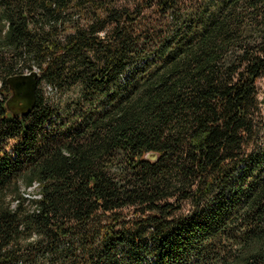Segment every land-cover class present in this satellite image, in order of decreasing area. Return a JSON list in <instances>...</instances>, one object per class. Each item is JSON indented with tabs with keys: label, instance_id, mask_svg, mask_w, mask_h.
<instances>
[{
	"label": "trees",
	"instance_id": "16d2710c",
	"mask_svg": "<svg viewBox=\"0 0 264 264\" xmlns=\"http://www.w3.org/2000/svg\"><path fill=\"white\" fill-rule=\"evenodd\" d=\"M262 76L264 0H0V264H264Z\"/></svg>",
	"mask_w": 264,
	"mask_h": 264
},
{
	"label": "rangeland",
	"instance_id": "374dc122",
	"mask_svg": "<svg viewBox=\"0 0 264 264\" xmlns=\"http://www.w3.org/2000/svg\"><path fill=\"white\" fill-rule=\"evenodd\" d=\"M43 85L39 86V91L41 94L46 96L47 98L51 99L56 103L57 105L61 106L63 103L64 96L57 95L56 93L52 94H45V91L43 90ZM256 89H258V101L261 104L262 111L264 112V76L260 78V80L256 83ZM22 189V186H21ZM31 194V193H30Z\"/></svg>",
	"mask_w": 264,
	"mask_h": 264
},
{
	"label": "bare ground",
	"instance_id": "6f19581e",
	"mask_svg": "<svg viewBox=\"0 0 264 264\" xmlns=\"http://www.w3.org/2000/svg\"><path fill=\"white\" fill-rule=\"evenodd\" d=\"M45 94H51L53 92V89L51 87V85H48L44 88ZM38 183L34 182L31 186L27 187L26 189H23V196L27 199H36V197L39 196V194L37 193L38 190ZM31 193V194H30Z\"/></svg>",
	"mask_w": 264,
	"mask_h": 264
},
{
	"label": "built area",
	"instance_id": "2783aa9c",
	"mask_svg": "<svg viewBox=\"0 0 264 264\" xmlns=\"http://www.w3.org/2000/svg\"><path fill=\"white\" fill-rule=\"evenodd\" d=\"M38 72H39V69H38V67L37 66H34V65H32V67L30 68V69H25L24 71H23V74L22 75H24V76H29V75H31L32 73H35V74H37L38 75ZM48 85H51V84H44V86H43V90H44V88L46 87V86H48ZM55 92V89H54V87H53V93Z\"/></svg>",
	"mask_w": 264,
	"mask_h": 264
},
{
	"label": "water",
	"instance_id": "95a60500",
	"mask_svg": "<svg viewBox=\"0 0 264 264\" xmlns=\"http://www.w3.org/2000/svg\"><path fill=\"white\" fill-rule=\"evenodd\" d=\"M22 78L23 79H30L31 81H32V83H31V92L33 93V91H34V89L36 88V85H37V80H38V75L37 74H35V73H32L31 75H29V76H24V75H22Z\"/></svg>",
	"mask_w": 264,
	"mask_h": 264
}]
</instances>
